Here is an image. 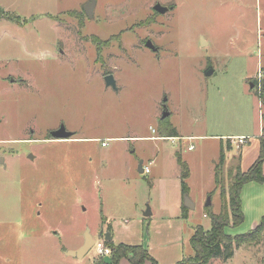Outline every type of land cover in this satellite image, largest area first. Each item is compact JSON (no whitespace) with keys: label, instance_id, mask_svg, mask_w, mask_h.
<instances>
[{"label":"rangeland","instance_id":"obj_1","mask_svg":"<svg viewBox=\"0 0 264 264\" xmlns=\"http://www.w3.org/2000/svg\"><path fill=\"white\" fill-rule=\"evenodd\" d=\"M89 1L16 0L13 19L0 18V264L108 258L91 249L81 259L64 252L78 248L86 230L104 238L110 214L138 234L132 244L149 252L151 233L155 252L177 244L192 256L194 226L210 228L205 203L209 198L219 212L239 152L223 140L225 160L212 189L208 171L220 142L151 138L162 133V104L177 135L258 133L260 87L252 80L264 68V0H95L87 17ZM109 73L115 88L105 85ZM60 125L73 140L46 139ZM177 154L188 163L195 206L182 240L163 243L178 227L157 222L158 179L167 178L172 192ZM139 162L149 172H140ZM147 208L154 214L143 216ZM243 222L226 232L234 235ZM262 259L264 244L244 245L225 263L210 264Z\"/></svg>","mask_w":264,"mask_h":264},{"label":"trees","instance_id":"obj_2","mask_svg":"<svg viewBox=\"0 0 264 264\" xmlns=\"http://www.w3.org/2000/svg\"><path fill=\"white\" fill-rule=\"evenodd\" d=\"M0 17L13 19L12 16L0 8ZM80 28L83 26L79 19ZM117 36V35H116ZM120 37V35H119ZM117 36V40L119 38ZM95 39V38H94ZM263 77L260 80V89L255 91L260 100L261 107V133L258 136L259 148L258 155L253 163L244 171L239 165L237 157L236 172L231 176V182L225 192H221V206L217 213L211 210L210 205L204 206L205 215L209 218L210 228L203 229L201 225L194 226L193 234L190 238V245L193 249L192 256H183L175 264H208L212 259L226 261L234 254V250L242 245H258L262 240L264 231V216L249 231L241 234L230 235L225 229L228 226L235 227L244 221V214L241 209L240 192L245 183L257 182L264 184V173L262 164L264 162V68L260 69ZM255 86V80H252ZM253 86V88H254ZM168 117L162 118L160 123L161 135L165 137L177 136L175 128L167 121ZM179 166L180 191L182 195L181 217L187 218L188 208L183 205V196L188 194L189 187L187 178L189 176V167L179 154L176 155ZM225 152L220 149L217 163L214 164V183L218 184V167L223 165ZM213 191V190H212ZM212 191L210 193H212ZM109 230V228H108ZM106 245L111 248L108 258L99 257L94 260V264H117L122 258H126L132 264H157L147 248L140 244H114L111 240H105Z\"/></svg>","mask_w":264,"mask_h":264},{"label":"crops","instance_id":"obj_3","mask_svg":"<svg viewBox=\"0 0 264 264\" xmlns=\"http://www.w3.org/2000/svg\"><path fill=\"white\" fill-rule=\"evenodd\" d=\"M15 1L16 0H0V8H2L6 13L9 14V10L14 8L11 6L14 4ZM0 18H4V17H0ZM175 128H176V131L179 130L178 127H175ZM260 133H261V117L259 120L258 133H257V135H255L254 139H252V137H249L248 135H245L243 133L237 134V135H230V134H215V135H190L189 134V135H184V134H182V135H177V136L180 137L181 140L185 139L187 141L194 138V137H198V136H201L204 139H212V140L217 139L220 142L219 148L220 147L223 148V146H224L223 140H226L227 141V146H226L227 149H232L234 147L236 150H238L239 155L237 157H239V165H240L241 170L244 171L253 163V161L256 159V157L258 155V148H259L258 136L260 135ZM240 136L247 138V140H246L247 142L241 146L237 144V140H236V138L240 137ZM150 137L152 138L154 136H150ZM159 137H165V136L159 135ZM190 146H192V145H190ZM188 148H189V146H188ZM219 152L220 151H218V154H219ZM231 157H233V155ZM231 157L228 159L230 160ZM212 160L215 161V159H212ZM150 163H152V162L150 161ZM213 165H210L211 170L208 171V177H209L211 186L213 185L212 189L214 188V171H213L214 166ZM262 171L264 173V162L262 164ZM190 174L191 173H190V169H189V176L187 178V181L189 180ZM166 179L167 178H163V179L159 178L158 179L159 183H160V190H161V204H160V208H159V213H157V214H158V217H161V218H159V220L157 222L163 221L165 223V225L163 224L164 229L173 228L174 226L178 227L177 231L173 230V233L169 232V234L165 235V237L163 238V243H165V240H169L171 237L173 239V242L176 243V242L182 240L181 227L183 224V220H186L189 218V216L191 215V211L194 207L192 209H188L187 218L183 219L181 217L182 195H181V191H180L179 172H178V174L176 173L172 178L173 179L172 192L170 190H168V188H170L171 185L169 182H167ZM177 182H178V184H177ZM177 188H178V190H177ZM240 202H241V209H242V212L244 214V222H243L244 226H242V228H240L238 230H235L234 234H241V233H245V232L249 231L258 223V221L261 219V217L264 216V184H260V183L253 182V181L245 183L241 189V192H240ZM193 206H195V203H193ZM149 210H150V215L154 214L153 213L154 211L152 208ZM115 221H116L115 217H112L111 214L108 215V228H109V230H111V231L108 230L110 240L114 244H117V243L132 244V243L136 242V240H137L136 238H137L138 234H136V235L130 234V229H129L128 225H125L123 223V221L125 223H127L126 219L125 220H119L121 222H117V221L115 222ZM166 225L168 226V228L166 227ZM229 227H230V229H233V227H231V226H229ZM227 228L228 227H226V229ZM226 229H225V231H226ZM161 233H163V230L157 234H161ZM228 234L233 235L230 232H228ZM131 238H133V239H131ZM190 238H189V243H190ZM160 242H161V240L158 243L160 244ZM263 244H264V231L262 232V240H261L260 244L253 245V246H263ZM242 246H244V245H242ZM242 246H240V247H242ZM161 247L163 250H159L158 252L154 251V248L152 247V235L150 233L149 234L148 249H149L150 255L153 256V258H155V260L157 261V264H175L177 261H179L184 256V255H182V251L179 248H177L178 247L177 244L176 245L174 244L172 250L168 245H165V244H162ZM238 248H236L234 250V253ZM163 252H168V255L162 256ZM64 255H66V254H64ZM213 260H215V259H212L208 264L212 263ZM226 261H221V262L225 263ZM117 264H132V263H130L126 258H122L118 261ZM145 264H149V263L145 262ZM261 264H264L263 259L261 261Z\"/></svg>","mask_w":264,"mask_h":264},{"label":"water","instance_id":"obj_4","mask_svg":"<svg viewBox=\"0 0 264 264\" xmlns=\"http://www.w3.org/2000/svg\"><path fill=\"white\" fill-rule=\"evenodd\" d=\"M94 3H95V0H90L89 2H87L84 5L83 11H84V13H85V15L87 17H91L92 16V9H93ZM154 9H156V10H158L160 12L164 11V9L161 8L158 4H156L154 6ZM145 46L147 48L151 49V50H154L155 49L154 48V45L149 40L146 41ZM210 73H211L210 70H207L206 71V74L209 75ZM104 81H105V85L106 86H112L114 88L116 87V83H115L114 77H113V75L111 73L106 74L104 76ZM251 86H252V84H251ZM168 115H169V112L166 110V107H164L161 118H165ZM50 135L53 138L63 139V138H69L70 136H72L73 135V132L72 131H69V130H66L63 125H60L57 129L52 130L50 132ZM141 164H142V162H139V164H138L139 171L140 172H142V166H141ZM183 205L186 208H188V209H192L194 207L193 204H192V202H190V200H189V198H188L187 195H184L183 196ZM205 205L206 206L207 205H210V199L209 198H207V201H206ZM149 215H150V210H149V208H147L146 211L143 212V216H149ZM104 238H105V240H110L109 233H106ZM93 243H94V239L90 235L89 230H86L84 240L80 244V246L78 248L74 249V250H66L64 252V254L69 255V256H72V257H75L77 259H81L92 248Z\"/></svg>","mask_w":264,"mask_h":264},{"label":"built area","instance_id":"obj_5","mask_svg":"<svg viewBox=\"0 0 264 264\" xmlns=\"http://www.w3.org/2000/svg\"><path fill=\"white\" fill-rule=\"evenodd\" d=\"M262 77H263V72L259 69V72L257 73L256 79H255V82H256L255 85H258L260 87V80ZM152 138L153 139H161V138L163 139L165 137L154 136ZM236 140H237V144L240 146L247 142L246 141L247 138L243 136L237 137ZM190 148H192V146H189V149ZM142 172H145V173L149 172V167L143 166ZM91 250H93L96 256L110 255L111 253V248L108 245H106L104 238H98L94 240Z\"/></svg>","mask_w":264,"mask_h":264},{"label":"flooded vegetation","instance_id":"obj_6","mask_svg":"<svg viewBox=\"0 0 264 264\" xmlns=\"http://www.w3.org/2000/svg\"><path fill=\"white\" fill-rule=\"evenodd\" d=\"M165 105L162 104V108L164 109ZM73 136V135H72ZM70 136L69 138H63V139H57V138H53L51 135H50V132H49V135L46 139H49V140H52V141H70V140H73L74 138ZM100 233H104V235L106 233H108V225H104L101 227V230H100Z\"/></svg>","mask_w":264,"mask_h":264}]
</instances>
